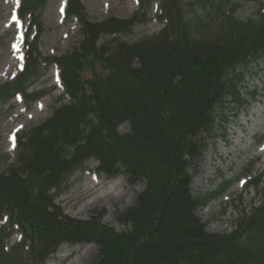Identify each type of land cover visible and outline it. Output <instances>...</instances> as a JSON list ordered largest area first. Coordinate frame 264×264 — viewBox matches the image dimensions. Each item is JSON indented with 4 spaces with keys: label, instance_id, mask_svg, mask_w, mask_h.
I'll return each instance as SVG.
<instances>
[{
    "label": "trees",
    "instance_id": "16d2710c",
    "mask_svg": "<svg viewBox=\"0 0 264 264\" xmlns=\"http://www.w3.org/2000/svg\"><path fill=\"white\" fill-rule=\"evenodd\" d=\"M45 1L20 3L19 15H28L35 35L25 44L23 70L0 84V98H38L27 86L43 63L58 67L68 100L59 98L48 118L17 137L14 161L0 151V264H44L63 242L94 243L90 264H264V200L231 232L210 233L197 210L222 190L194 196L189 172L218 117L225 121L218 110L227 102L237 110L247 104V70L264 62V6L237 19L239 4L227 0H161L162 29L128 43L100 39L130 34L146 21L152 0H138L129 18L98 22L86 18L79 0H68L65 15L79 23V40L59 57H43L33 13ZM123 123L127 132L119 131ZM89 158L108 177L144 183L116 215L126 230L104 224L102 213L78 219L55 204L52 191L65 188ZM14 230L21 239L8 248Z\"/></svg>",
    "mask_w": 264,
    "mask_h": 264
},
{
    "label": "rangeland",
    "instance_id": "374dc122",
    "mask_svg": "<svg viewBox=\"0 0 264 264\" xmlns=\"http://www.w3.org/2000/svg\"><path fill=\"white\" fill-rule=\"evenodd\" d=\"M20 0H0V84L10 82L22 68L23 36L29 28V17L18 19L13 12L19 7ZM192 1V0H185ZM221 1V0H220ZM236 4L234 16L244 19L264 6V0H227ZM86 18L91 22L102 21L108 17L129 18L138 9L137 0H79ZM153 0L146 12V21L137 24L128 35L103 36L100 41L113 38L132 43L143 37H149L163 27L158 17V4ZM227 3V4H228ZM63 0H46L34 11L33 16L40 23L36 42L37 52L43 57H59L70 51L79 40L80 25L74 17L64 16ZM66 4V0H65ZM225 4V5H227ZM21 35V40L17 36ZM30 33L27 42L32 40ZM18 41L17 49L13 48ZM40 76L28 83L27 93L39 94L33 102L27 103L20 96L0 98V151L14 161V136L22 135L31 127L38 125L51 114L59 98H63V89L57 79L54 66L41 64ZM255 91L253 100L248 93ZM242 96L247 101L241 109L225 103L222 111L225 121L217 119L218 129L210 138L207 148L195 169H190L191 193L204 197L208 193L220 191V195L210 199L197 210L198 217L204 222L210 233H229L235 228V222L243 213L258 206L264 200V62H252L247 70L242 88ZM68 99L64 97L62 102ZM220 115V114H218ZM120 132L128 131V124L119 127ZM20 137V136H19ZM259 178L254 186L249 181ZM91 180L100 182L92 196L84 197L85 188ZM144 188L142 181L128 182L126 175L108 177L98 171V161L87 159L82 168L68 180V185L58 194L54 202L63 214L87 220L102 213L101 221L116 231L128 227L120 223L116 215L134 201L135 196ZM89 204V206H86ZM20 234L15 231L6 241L9 248L19 242ZM57 250L60 253L57 254ZM94 243L63 242L49 254L44 264H90L96 254Z\"/></svg>",
    "mask_w": 264,
    "mask_h": 264
},
{
    "label": "bare ground",
    "instance_id": "6f19581e",
    "mask_svg": "<svg viewBox=\"0 0 264 264\" xmlns=\"http://www.w3.org/2000/svg\"><path fill=\"white\" fill-rule=\"evenodd\" d=\"M9 0H5V3H8ZM64 4V3H63ZM62 4V5H63ZM261 150L260 151H263L264 152V142L261 144ZM100 184V182L98 181H95V180H91V184L88 185L85 190H84V194L83 196L86 198V197H89V196H92L93 194H95V192L97 191L98 189V185ZM86 206H89V204H87ZM60 253V250H57V254Z\"/></svg>",
    "mask_w": 264,
    "mask_h": 264
}]
</instances>
